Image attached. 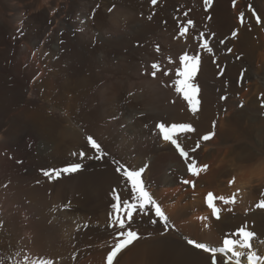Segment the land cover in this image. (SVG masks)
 Masks as SVG:
<instances>
[{
  "label": "bare ground",
  "instance_id": "1",
  "mask_svg": "<svg viewBox=\"0 0 264 264\" xmlns=\"http://www.w3.org/2000/svg\"><path fill=\"white\" fill-rule=\"evenodd\" d=\"M59 1L55 0L56 8ZM103 1L81 0L75 4L73 24H66L63 19L54 22L55 17L51 20L55 24L52 29L55 35L51 39L57 38L59 47L51 49L52 62L48 74L37 80V90L31 89L35 95L33 100V97L30 101L26 98L24 81L30 75L24 69L26 63L20 59L24 54L29 56L31 45L28 44L22 54L16 53L20 41L17 38L19 33L16 35L19 24H15L18 27L12 24L17 29L9 28L10 34L2 32L3 36H0V264H25L26 258L31 264L38 257L51 259L53 264H107V254L112 247L104 239L113 236V232L103 224L110 221V215L111 219L115 217L113 190L122 200L130 199L131 194V187L122 171H116L120 166L144 168L141 177L144 185L173 222V229L179 228L188 235H194L195 239H203L201 242L211 247L222 246V242L219 243L222 237L234 236L240 227L253 229L257 242L261 241L257 249L264 253L263 211L252 212L246 205L241 208L231 203L227 211L223 206L225 212H221L219 220H207L209 229L203 228L207 222L198 221V215L203 214L205 195L209 192L206 190L211 189L219 197H227L233 187H222V183L229 181L228 176L237 174L236 171L242 168L238 162L259 159L257 151L250 152L248 146L246 148L240 143L229 148L230 144H227L232 137L243 139L242 136L248 133V127L241 125L245 120L243 110L241 113L236 111V106L241 100L237 96L244 90L245 79H251L253 75L248 71L242 83L238 82V77L248 61L264 56V0H253L252 3L256 13H260L262 27L257 26L253 15L246 10L248 0H237L234 7L227 1H217L218 7L214 5L213 10L216 15L207 26L204 25L201 2L197 11L186 14L185 9L176 11V6L189 4L190 0H168L154 15L146 4L141 5L136 0L113 5ZM171 9L175 10L173 14ZM242 11L243 18L240 16ZM74 13L66 17L71 19ZM174 14L179 15L178 20L174 19ZM45 16L46 13L35 16L31 13V20L49 17ZM163 18L167 19L165 25L161 22ZM180 20L193 21L184 35H181V29L185 24H179ZM49 21L44 22L48 24ZM236 27L239 32L234 39L229 38L224 43L218 41L219 37L224 38ZM31 28L29 26L28 29ZM209 29L218 32L210 42L205 41L209 42L207 45L211 51L202 47L205 42L198 37L202 32L208 36ZM20 33L21 36L23 33ZM230 45L234 50L228 55L226 49ZM2 46H11V52L3 53ZM236 52L244 57L236 58ZM184 53L201 58L192 81L196 86L202 85V93L197 96L199 108L195 113L183 94L175 90L174 81L179 79L176 76L180 67L178 60ZM29 59L30 56L26 60ZM153 63L159 65V70L152 78ZM7 65L14 70L13 75L8 74ZM223 70L225 72L221 76ZM259 75L255 73L254 76L258 79ZM216 84L228 94L226 102L219 105L213 95ZM255 85L257 100L263 99L264 77ZM158 121L187 123L195 129L179 136L188 152L187 161L166 142L159 148L157 142L150 138V131ZM145 123L148 129L144 128ZM209 133L214 134L209 140H203L202 137ZM88 136L101 146L100 151L91 147ZM218 140L224 143L216 148L214 144ZM198 141L201 144L195 148ZM193 160L197 167L208 166L207 170L194 176L198 181L195 188L201 193L195 199L188 195L194 189L177 186L179 178L194 179L187 170L188 163ZM228 162L231 165H227ZM72 163H79L82 167L52 179L43 174V171L61 169ZM261 171L256 173L262 180L255 185L258 189L264 187L262 166ZM201 186L206 188L204 193ZM195 192L198 191L195 189ZM170 197L176 200L171 203ZM243 200L238 201L240 205ZM192 209L194 213L191 216ZM194 215L196 220H192ZM134 216H143V222L153 230L152 234L149 233L148 240L142 237L120 252L113 264H211L210 253L187 243L186 237H192L185 235L184 241L175 236L172 228L169 233L160 235L158 231L162 230L159 228L164 222L154 210L147 215ZM217 261L225 264L227 257L217 254ZM228 264H235V258ZM241 264H247L244 257ZM258 264L264 263L260 261Z\"/></svg>",
  "mask_w": 264,
  "mask_h": 264
},
{
  "label": "rangeland",
  "instance_id": "2",
  "mask_svg": "<svg viewBox=\"0 0 264 264\" xmlns=\"http://www.w3.org/2000/svg\"><path fill=\"white\" fill-rule=\"evenodd\" d=\"M30 1V2H29ZM53 1H54V3H53ZM70 3H72V4H70ZM122 1L123 2H127L128 0H104L103 2L105 3V4H119V3H122ZM193 1V2H192ZM225 2V1H227V3L228 4H230V6L231 7H234L235 6V4H236V2H238V1H240V0H212V2H211V4L210 5H206L205 4V0H190V3L189 4H179V5H177L176 6V11H180L181 9H185V13L186 14H193L194 13V11H197V9H198V7H199V2H201L203 5H202V7H203V9H204V12H203V16H204V20H205V23H204V25H208L209 23H210V19H212L213 17H215V15H216V12L215 11H213L214 10V5H218V2ZM230 1V2H229ZM250 1V2H249ZM46 2V3H45ZM79 2H81V0H77V2H76V0H60L59 1V5H58V8H56V3H55V0H25V2L23 1V0H0V36L2 35V32H8L9 34H10V32L11 31H9L8 29L10 28V30L12 29L13 30V28H16V27H18V31L19 32H16V35L19 33V37H17L20 41L17 43V47H16V53L17 54H22L23 53V51L24 50H26L27 49V45L28 44H30L31 45V53L29 54V56H30V59L29 60H26V59H28L29 58V56L27 55L26 57H25V54L23 55V57L21 56L20 57V59H21V61L23 62V63H26V67H25V64H24V69L26 68L27 69V71H28V73H29V79L28 78H26V82L24 81V84L26 85H24L25 87H26V98L30 101V99L31 100H33L34 98H35V95L33 94V92H32V90L33 91H35V90H37V88H36V84H37V80H39L40 79V77L42 78V77H44L46 74H48V70H49V66H50V63L52 62V55H50L51 54V49H56V48H58L59 47V42L57 41L58 39L56 38H53V39H51V36L52 35H55V33H53L52 34V29L54 28V23H51V20L54 18L55 19V21L54 22H56L57 20H64V22H66V24H67V22L68 23H70V24H73V22H74V20H75V18H76V14L74 13L75 12V4H79ZM129 2H130V0H129ZM135 2H137V3H139V4H141V5H144V4H146L147 6H148V8L150 9V12H151V14H157L158 12H159V10L161 9V8H163L164 6H165V4L168 2V0H156V4H153L152 3V0H136ZM217 4H216V3ZM246 2H247V4H246ZM245 2V7H246V10L248 11V12H250L251 13V15H253V17H254V19H253V21L257 24V26L258 27H262L263 25H262V23H261V21L262 20H260V13H256V10H255V7H254V5H252V3L254 2L253 0H248V1H246ZM214 3V4H213ZM69 4V5H68ZM158 4V5H157ZM175 4V3H174ZM19 5V6H18ZM48 5V6H47ZM53 5V6H52ZM30 6V7H29ZM72 6V7H71ZM37 7H39L37 10L36 9H32V8H37ZM41 7V8H40ZM47 7V8H46ZM48 7H50V8H48ZM69 7H70V9H69ZM182 7V8H181ZM208 7V8H207ZM218 7V6H217ZM16 8V9H15ZM56 8V9H55ZM28 9H29V11L32 13V16H35V14H40V13H46V16H45V18L47 17V16H49L47 19H39V18H37V19H32L31 20V13L28 11ZM40 9V10H39ZM42 9H44V10H42ZM55 9V10H54ZM18 10V11H17ZM23 10V11H22ZM47 10L49 11V12H47ZM57 10V11H56ZM60 10L62 11V12H60ZM27 11V12H26ZM41 11V12H40ZM174 9H171L170 10V12H171V14H173L174 13ZM206 11V12H205ZM211 11V12H210ZM2 12V13H1ZM12 12V13H11ZM17 12V13H16ZM24 12V13H23ZM39 12V13H38ZM59 12V13H58ZM65 12H68V13H65ZM157 12V13H156ZM15 13V14H14ZM30 13V14H29ZM69 13H74L73 15H74V19L73 18H71V19H69L68 17H66L67 16V14H69ZM22 16H21V15ZM25 14V15H24ZM29 14V15H28ZM51 14V15H50ZM13 15H14V18L16 19H14V18H12L13 17ZM16 15V16H15ZM7 16V17H6ZM22 18H20V17ZM206 16H207V18H206ZM240 16L243 18L244 17V15H243V11L240 13ZM50 17H52V18H50ZM184 17V15H182V18ZM5 18V19H4ZM8 19V21H7V19ZM24 18V19H23ZM246 18V17H245ZM10 19H11V22H9L10 21ZM13 19H14V21H16V22H14L13 21ZM19 19L21 20V21H19ZM57 19V20H56ZM174 19L175 20H178L179 19V15L178 14H174ZM247 19V18H246ZM6 20V21H5ZM24 20V21H23ZM29 20V21H28ZM43 22H42V21ZM45 20H47V21H49V23L48 24H46L44 21ZM164 20V21H163ZM248 20V19H247ZM31 24H28V22ZM188 21H192V20H186L185 22H183L182 20H180L179 21V24H182V23H184L185 25H184V28H186V29H190V26H191V24H189L188 23ZM208 21H209V23H208ZM19 22H21V25H20V23ZM22 22H25V23H22ZM37 22H39V23H37ZM162 24L163 25H165L166 24V22H167V19L166 18H163L162 19ZM165 22V23H164ZM5 23H7L5 26H7V27H5V26H3ZM42 25H41V24ZM15 25V24H19L18 26L17 25H15L16 27H13V25ZM25 24V25H24ZM26 24H28V25H26ZM46 24V25H45ZM10 25V26H9ZM36 25H37V27H36ZM43 25H45V26H43ZM50 25V26H49ZM192 25H193V21H192ZM206 25V26H207ZM22 26V27H21ZM24 26L25 27H27V29L26 28H24ZM29 26H30V28L32 29H28L29 28ZM187 26V27H186ZM21 27V28H20ZM34 27V28H33ZM39 27V28H38ZM41 27V28H40ZM44 27V28H43ZM3 28H4V31H2L3 30ZM43 28V29H42ZM5 29H6V31H5ZM17 29V28H16ZM22 29V30H21ZM26 29V30H25ZM33 29H34V31H33ZM35 29H37V30H35ZM42 29V30H41ZM24 30V31H23ZM28 30V33L27 32H25V31H27ZM30 30H31V32H30ZM187 30V31H188ZM22 31V35L20 36V32ZM37 31V32H36ZM209 31H210V34L208 35V36H205L204 34H203V32L202 33H200L199 35H198V37L202 40V42L204 43L205 41H211L217 34H218V32L217 31H213V30H211V29H209ZM47 32H48V34H47ZM53 32H55V30L53 31ZM212 32H214V33H212ZM238 32H239V29L236 27V28H233V30H232V32L229 34V35H226L224 38H221V37H219V39H218V41H220L221 43L223 42H226L227 40H229V38L231 39L232 37V39H234V37H236V35H238ZM34 33V34H33ZM233 33H235V36L234 35H232ZM25 34V35H24ZM3 36V35H2ZM25 36V38H23ZM27 36V37H26ZM204 36V37H203ZM48 37V38H47ZM31 38V39H30ZM175 39H177L178 38V36H175L174 37ZM227 38V39H226ZM25 41H24V40ZM43 39V40H42ZM23 40V41H22ZM54 40V41H53ZM28 41V42H27ZM209 41V42H210ZM209 42H207V43H209ZM2 47H4V50H2V52L4 53V52H6V51H9V52H11V48H9V47H11V46H8V47H5V46H2ZM234 46L233 45H230L226 50V53L228 54V55H230L229 54V52L230 53H232L233 52V50H234V48H233ZM260 47H261V45H260ZM45 48V49H44ZM47 48V49H46ZM48 48H49V50H48ZM263 49H264V47H263ZM232 50V51H231ZM49 51V53L47 54V52ZM264 51V50H263ZM46 52V53H45ZM47 54V55H46ZM41 55V56H40ZM46 55V56H45ZM236 58H243L244 56L243 55H240L239 53H237L236 52ZM32 57V58H31ZM45 59H43V58ZM50 57H51V59H50ZM26 58V59H25ZM260 57H255V58H253V59H251L250 61H248L247 62V65L246 66H244V68H243V70H241V72H240V74H239V77H238V82H240V83H242L243 82V79L245 78V75L248 73V71L249 72H251V74L253 75L252 76V78L251 79H245V87H244V90L246 91V93L244 92V90H242L241 91V93L242 92H244V93H240L237 97L239 98V99H241L240 100V102H239V104L236 106V111L237 110H240V113H241V111L243 110V112H242V114H244V118H245V120L241 123V125H243L242 127L244 128H247V134H246V136H245V134H244V137L242 136V138L243 139H240V138H238L239 139V141H238V139H236L235 140V138L234 137H232V139L230 140V141H228V144L227 145H229L228 147L229 148H232V147H236L238 144H240L241 143V145L242 146H244V147H246V146H248V148H247V150H250V152H252V151H257V153L259 154V159H255V160H245V159H243L242 161H239L238 163L240 164V165H242V168H240V169H238L236 172H237V174L235 173V175H233V174H231V176L229 175L228 176V178L230 179L229 181H226L227 182V184H226V182H223L222 183V187H225V185H228L229 187L231 186V187H233V188H230L231 189V193H228L227 194V197L226 198H230L229 196L230 195H233L232 193H235L236 194V196H235V203H232V204H238V206H242L241 208H243L244 207V205H246L247 206V208H249V209H251V210H249V209H247L248 211H252V212H255V211H263L264 212V207H257V205L260 203V201L261 200H264V187H262V188H260V189H258L257 188V186H255V185H257L258 183H261L262 182V180H259V176H257L256 175V173L257 172H262L261 171V166L262 167H264V98L263 99H258L257 100V93H256V82L258 81V82H260V78L261 77H264V59H262V58H264V56L262 57V58H260V59H262V60H260L259 59ZM43 59V60H42ZM201 59V58H200ZM254 59H256V61L254 60ZM258 59V60H257ZM32 60V61H31ZM33 60H34V62H33ZM41 60H42V62H41ZM239 60V59H238ZM26 61V62H25ZM28 61V62H27ZM31 61V62H30ZM45 61H47V63L45 62ZM258 61V62H257ZM261 61V62H260ZM10 62V61H9ZM35 62H38L36 65H34L35 64ZM11 63V62H10ZM30 63V64H29ZM34 63V64H33ZM29 64V65H28ZM31 64H32V66H31ZM154 64V63H153ZM156 64V63H155ZM38 65H40V67L38 66ZM31 68H30V67ZM152 66V65H151ZM27 67H29V68H27ZM35 67H37L36 69H35ZM249 69H248V68ZM251 67V68H250ZM260 67V68H259ZM33 68V69H32ZM41 68V69H40ZM6 69H7V72H8V74H12L13 75V73H12V71L14 72V70H12V68H10L8 65L6 66ZM10 69V70H9ZM29 69V70H28ZM32 69V70H31ZM198 69H199V66H198ZM34 70V71H33ZM41 70H43V71H41ZM37 71H39V72H37ZM152 71H153V69H152ZM32 72V73H31ZM158 72V71H157ZM165 72H167V70L165 71ZM224 72H225V70H223L222 71V73L220 72V75L222 76L223 74H224ZM31 73V74H30ZM255 73H258V75H259V77L260 78H258V79H256V77L254 76L255 75ZM33 74V75H32ZM157 74V73H156ZM40 75V76H39ZM237 75V74H236ZM32 76V77H31ZM150 76L153 78V76L150 74ZM156 77V76H155ZM235 77V76H234ZM234 80H236V77L234 78ZM247 80V81H246ZM251 80V81H250ZM39 82V81H38ZM33 84V85H32ZM258 84V83H257ZM260 84V83H259ZM28 85H30V87L28 86ZM218 84H216L215 86H216V89L218 88L219 90H220V86L218 85ZM33 86V87H32ZM35 86V87H34ZM30 89H29V88ZM198 87V89H199V91H198V93H197V96L198 95H200L201 93H202V91L200 90V88L202 87V85H198L197 86ZM262 88H264V86L262 87ZM29 89V90H28ZM32 89V90H31ZM202 89V88H201ZM215 89V92H214V99H215V102H216V104H218V103H221V102H226V100H227V97H228V94L226 93V92H224V91H222V90H224V88L222 87L221 88V92L219 91V90H216ZM31 90V91H30ZM264 90V89H263ZM220 93H219V92ZM28 92V93H27ZM222 93V94H221ZM226 93V94H225ZM217 94V95H216ZM29 95V96H28ZM243 95V96H242ZM216 96V97H215ZM240 96V97H239ZM216 98L219 100V102H218V100L216 101ZM234 99H237L236 97H233ZM238 99V100H239ZM247 102H246V101ZM261 100V101H260ZM172 101V103H174V99L173 100H171ZM241 101H242V103H241ZM245 101V102H244ZM25 102V101H24ZM252 102V103H251ZM255 102V103H254ZM219 105V104H218ZM242 105V106H241ZM239 107H241V108H239ZM198 108H199V106H198ZM247 108V109H246ZM235 110V107H234V109L232 110V111H234ZM246 111V112H245ZM251 112V113H250ZM254 112H255V114H254ZM248 114V115H247ZM250 114V115H249ZM253 117H252V116ZM254 115H258V116H254ZM249 119H248V118ZM251 117V118H250ZM256 118V119H255ZM260 118V121L258 120ZM261 118H262V121H261ZM255 119V120H254ZM255 121V122H254ZM161 122H164V123H166L167 125H171V124H173V123H176V124H178L177 122H172V121H169V122H166V121H158L156 124H155V126L151 129V131H150V138H153L152 140H154V142H157V144H156V146L157 147H159V148H161L162 147V145H163V142H166L167 144H169L173 149H175V151L176 152H178L177 151V149L175 148V146L174 145H172L169 141H165L163 138H162V135L160 134V132H159V129L156 127V125L158 124V123H161ZM241 127V128H242ZM144 128L145 129H148V124L147 123H145L144 124ZM185 133L186 132H178L177 133V136H176V138H177V141H178V143L183 147V145L181 144V142H180V139H179V136H183V135H185ZM189 133V132H188ZM152 136V137H151ZM157 136V137H156ZM249 136V137H248ZM234 138V139H233ZM253 138H255V139H253ZM252 139V140H251ZM164 140V141H163ZM248 140H250V141H248ZM202 141V140H201ZM254 141V142H253ZM257 141V142H256ZM260 142V144L259 145H261L260 147H259V145H258V143ZM224 142H222L221 140H218V142L216 143V144H214L215 145V147L216 148H218V147H221L222 146V144H223ZM245 143H246V145H245ZM159 144V145H158ZM197 144H201V142H197ZM232 144V145H231ZM254 144V145H253ZM250 145V146H249ZM256 146H258V147H256ZM184 148V147H183ZM195 148H196V146H195ZM250 148V149H249ZM230 150V149H229ZM230 151H233V150H230ZM179 153V152H178ZM227 165H231V163L230 162H228V163H226ZM259 166V167H258ZM128 168V167H127ZM130 169V168H129ZM132 170H139V168L137 169V168H131ZM130 169V170H131ZM240 174V175H239ZM264 174V173H263ZM262 174V175H263ZM237 175V176H236ZM239 175V176H238ZM191 176H193V175H191ZM264 176V175H263ZM194 177V176H193ZM234 177V178H233ZM182 178V177H181ZM227 178V177H226ZM197 179V177L195 178L194 177V179H191V180H189V181H192V182H194V184H195V187L198 185V181L196 180ZM232 179V180H231ZM236 181H235V180ZM184 179L182 178L181 180H180V178L178 179V185L177 186H183V188L185 187V188H192V189H194L193 191H191L188 195H189V197H192V198H194L195 199V197H197L198 198V195H199V190L197 189V188H193V186H192V184H186V186H185V184H183V181ZM226 180H228V179H226ZM180 181H181V183H180ZM230 181H234L233 183H231L230 184ZM233 185V186H232ZM236 188H235V187ZM201 188L202 189H200L201 190V192H205L204 190H206V188L204 189V186L202 187L201 186ZM195 189H196V191H198V192H195ZM230 189H228V190H230ZM203 190V191H202ZM211 189H209V190H206V192L207 191H209V192H211V193H213L214 195H215V197H219L218 196V194H216V192L215 191H210ZM209 192H207L206 194H208ZM192 194V195H191ZM201 194V193H200ZM197 195V196H196ZM229 195V196H228ZM206 196L207 195H205V199H204V203H202V205L204 206V204H205V206H204V208H205V210H204V208H203V214H201L200 216L198 215V221L199 222H201V223H203V221H205V222H207V225L205 224V226H203V228L204 229H209V227H210V223H208V221L209 220H211V219H213V220H216V218L212 215V211H211V209L208 207V205H207V203H206ZM223 197H224V195H222ZM232 197V196H231ZM171 198L172 197H170L168 200H169V202H174L176 199H172L171 200ZM196 198V199H197ZM244 199V200H243ZM240 200V202L243 200L244 202L240 205V202H238ZM218 202V203H217ZM214 203H215V205H216V207L217 208H219L220 209V214L219 215H221V212L222 213H224L225 211H223L222 209H224L225 210V208L224 207H226V211H227V206H229V204H225L223 201H221V200H219V199H216L215 201H214ZM220 204V205H219ZM231 204V203H230ZM221 206V207H220ZM224 206V207H223ZM252 207V208H251ZM231 209H233V208H231ZM210 210V211H209ZM239 210V211H238ZM241 209H237V211L238 212H241L240 211ZM246 210V211H247ZM192 211V213L190 214L191 216H192V214L194 213V211H193V209L191 210ZM206 211V212H205ZM244 211V210H243ZM262 212V213H263ZM134 214H136V213H134ZM206 214V215H205ZM264 214V213H263ZM139 215V214H138ZM148 217V216H147ZM190 217V216H189ZM201 217H204L205 219H201ZM115 218V217H114ZM114 218H112V219H114ZM196 215H194L193 217H192V220H196ZM110 220V219H109ZM136 220H138V221H136ZM143 220H144V217L143 216H138V217H135V216H133V222H132V224L130 225V227L133 229V230H135V231H137V233H138V235H139V239L140 238H146L147 240H148V236L150 235V234H152L151 233V231H153V230H151V229H149L148 228V226L143 222ZM168 220H169V218H168ZM208 220V221H207ZM217 220H219V219H217ZM140 221V222H139ZM170 221V220H169ZM167 222V226L165 227V224L163 225L164 226V228H163V226L161 225V227L159 228V230L162 228V230H160V231H158V232H160V235H162V234H164L165 235V232H166V234L167 233H169L168 231H169V229L170 228H172V224H173V222ZM139 222V223H138ZM107 223V224H106ZM136 223V224H135ZM170 223H171V225H170ZM135 224V225H134ZM110 225V221H105L104 222V224H103V226L105 227V228H107V229H109V230H111L112 232H113V236H108L107 238H105L104 239V242H106V244H110L109 245V247H114V244H116L117 242H118V233H119V231H120V229H118V228H116V227H110L109 226ZM145 225V226H144ZM133 226V227H132ZM140 226V227H139ZM143 226V227H142ZM207 226V227H206ZM143 228H145V229H143ZM167 228V229H166ZM166 229V230H165ZM165 230V231H164ZM172 230L173 231H175L176 232V237H181V239L182 240H184L185 241V238H184V236L185 235H187V236H189V237H192V239L193 240H195L197 243H205V242H201V241H203V239H195V236L194 235H192V234H189L188 235V232H183L182 230H180L179 228H175V229H173L172 228ZM246 230H248V231H251V232H255V231H253V229H247L246 228ZM150 231V232H149ZM116 232V233H115ZM164 232V233H163ZM150 233V234H149ZM142 234L143 235H145V236H142ZM255 235H254V237L252 238V240L250 241V243L252 244L251 246V251H253V252H255L256 254H257V256H259V257H261L262 258V260H261V262H263L264 263V253L262 252V250L260 251V249H257V245H258V243L259 244H261V241H259L258 240V242H257V239H256V237H257V235H256V232L254 233ZM163 235V236H164ZM221 235H223V234H221ZM228 236V235H227ZM227 236H223L222 238L224 239L225 237H227ZM220 238H221V236H220ZM228 238H234V236H232V237H230V236H228ZM139 239H137V240H139ZM186 239L188 240V238L186 237ZM190 239V238H189ZM223 239L219 242V243H221V244H223ZM137 240H135V241H137ZM134 241V242H135ZM253 241V242H252ZM112 242V243H111ZM133 242V243H134ZM132 243V244H133ZM131 244V245H132ZM108 245H106V246H108ZM113 245V246H112ZM255 245H256V247H255ZM130 246V245H129ZM128 246V247H129ZM192 246V245H191ZM194 247V246H193ZM221 247V246H220ZM127 248V247H126ZM126 248H124V249H126ZM123 249V250H124ZM122 250V251H123ZM121 251V252H122ZM242 251H244L245 253H247L249 250H247V249H244V250H242ZM120 253H118L117 254V256L119 255ZM230 254V253H229ZM231 255V254H230ZM244 259H246V255H245V257H244ZM115 263V262H114Z\"/></svg>",
  "mask_w": 264,
  "mask_h": 264
},
{
  "label": "snow or ice",
  "instance_id": "3",
  "mask_svg": "<svg viewBox=\"0 0 264 264\" xmlns=\"http://www.w3.org/2000/svg\"><path fill=\"white\" fill-rule=\"evenodd\" d=\"M212 0H205L206 5H210ZM153 4H156V0H152ZM151 19V17H149ZM189 24H192V21H188ZM187 29H181V35L186 33ZM235 35V33H233ZM202 47L208 48L207 42H205ZM157 51L159 48L157 47ZM208 51H211L208 48ZM171 62V58H169ZM178 63L180 67L176 70V76L179 79L174 81L175 83V90L178 93L183 94V98L188 102L190 109L195 113L198 110L199 100L197 99V93L199 91L198 87L192 83L193 78L196 76L198 71V66L200 63V57L198 55H189L184 53L179 56ZM153 71L151 75L153 77L156 76L157 71L159 70L158 64H152ZM168 73L165 72V75ZM156 127L159 129L162 138L165 141H169L172 145L175 146L179 155L184 157L187 161L188 152L184 150V148L178 143L177 141V133L178 132H192L195 129L192 127L191 124L181 123L176 124L173 123L171 125H167L164 122L158 123ZM214 133H209L202 137L203 140L207 141L211 138ZM88 143L91 145L92 148L100 151L101 146L91 137H87ZM196 147H199L197 144ZM75 155V153L73 154ZM84 153L81 152L80 156L83 157ZM82 167L79 163H72L68 166L61 168V169H52L43 171V174L50 179L59 177L61 173H73L79 170ZM207 165H203L202 167H197L196 161H192L188 163L187 170L188 172L193 175H199V172L202 170H207ZM117 172L122 171V175L126 182L131 187V194L130 199H121L119 193L116 192L114 189V199L116 203L112 204V208L115 212V218L111 219L110 215V227H116L120 229L118 233V242L114 245L112 250L107 254V264H113L114 258L120 253L124 248L131 245L135 240L139 239V235L137 231L133 230L130 225L133 222L134 213L136 214H144L147 215L149 211L154 210L155 215L160 218L161 221L164 222L165 226H167L168 217L166 216L165 212L162 210L160 205L157 201L153 198L150 192L146 189L144 182L142 180V173L144 172V168H140L139 170H130L128 168H124L123 166L117 167ZM184 184H192L193 188L195 187L194 182L189 180H183ZM234 181H230V184ZM235 196L236 194L233 193L232 197H215L213 193L209 192L206 196V203L208 207L212 211V215L216 218H220V209L215 206L214 201L219 199L223 201L225 204L235 203ZM257 207H264V200H261ZM201 219H205L201 217ZM155 223L156 221H152ZM254 233L251 231L246 230L245 227H240L234 233V238L225 237L223 239V244L221 247H211L206 243H197L193 239H188L187 243L189 245L194 246L197 249H201L206 253L211 254V264H218L217 261V254H222L223 256L227 257L228 262L232 261L235 258V264H241V258L245 257L247 264H258L262 260L261 257L257 256V254L251 251V243L250 241L254 237ZM237 249H247L249 250L247 253ZM231 255H228V254ZM25 264H28L27 258ZM31 264H53L51 259H44V258H37L31 261Z\"/></svg>",
  "mask_w": 264,
  "mask_h": 264
}]
</instances>
